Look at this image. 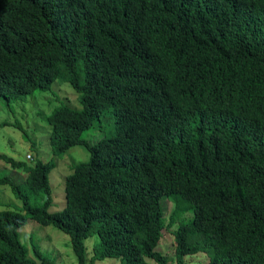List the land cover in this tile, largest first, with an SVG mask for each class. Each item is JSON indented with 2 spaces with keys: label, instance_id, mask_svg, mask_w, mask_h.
Returning a JSON list of instances; mask_svg holds the SVG:
<instances>
[{
  "label": "trees",
  "instance_id": "1",
  "mask_svg": "<svg viewBox=\"0 0 264 264\" xmlns=\"http://www.w3.org/2000/svg\"><path fill=\"white\" fill-rule=\"evenodd\" d=\"M56 81L83 107L48 113L51 152L92 156L67 175L66 207L52 213L56 161L0 155L27 171L23 182L0 176L22 202L0 212V264H54L34 243L29 257V218L72 236L79 264L94 233L99 260L264 264V0H0V96ZM106 113L113 134L92 145L86 133ZM163 199L175 206L166 220ZM183 217L173 260L158 247Z\"/></svg>",
  "mask_w": 264,
  "mask_h": 264
},
{
  "label": "rangeland",
  "instance_id": "2",
  "mask_svg": "<svg viewBox=\"0 0 264 264\" xmlns=\"http://www.w3.org/2000/svg\"><path fill=\"white\" fill-rule=\"evenodd\" d=\"M80 94L69 82H54L51 90L38 92L26 98L9 102L0 96V122L8 125L0 127V155H4L25 167H34L38 160L48 162L54 159L56 168L49 174L50 194L52 204L48 210L52 213L62 211L66 207L65 179L73 168L91 159L92 152L86 146H77L64 155L62 159L53 156L49 145L50 127L46 117L55 107L66 105L75 110H81ZM112 113H106L95 122V126L86 133V137L92 145L97 144L102 138L113 134ZM31 156L32 159H29ZM0 176L13 177L17 182H23L27 177L24 168H14L11 164L0 159ZM44 198H31L32 206H41ZM164 220L169 219L175 206L169 205L166 199L162 200ZM6 209L15 211L22 210V202L17 199L11 187H0V212ZM171 229H165L158 250L174 260L175 235L173 229H177L180 222ZM190 215L185 221L192 220ZM168 223V220H167ZM21 237L29 248V257L35 259L33 243L38 246L43 254H46L54 264H79L75 253L72 236L58 229L53 224L42 225L36 220L29 218L27 225L21 230ZM101 243L98 233H94L86 240L89 264H121L117 258L105 260L94 259L95 247ZM176 261V260H175ZM174 261V262H175ZM207 258L203 255L186 258V264H205ZM176 263V262H175ZM155 264V263H153Z\"/></svg>",
  "mask_w": 264,
  "mask_h": 264
},
{
  "label": "built area",
  "instance_id": "3",
  "mask_svg": "<svg viewBox=\"0 0 264 264\" xmlns=\"http://www.w3.org/2000/svg\"><path fill=\"white\" fill-rule=\"evenodd\" d=\"M29 159H32L31 156H29Z\"/></svg>",
  "mask_w": 264,
  "mask_h": 264
}]
</instances>
